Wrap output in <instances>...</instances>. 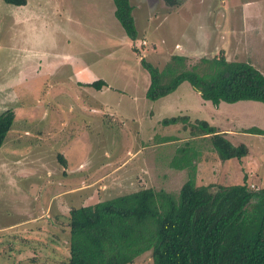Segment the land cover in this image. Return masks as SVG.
Wrapping results in <instances>:
<instances>
[{"label": "rangeland", "instance_id": "1", "mask_svg": "<svg viewBox=\"0 0 264 264\" xmlns=\"http://www.w3.org/2000/svg\"><path fill=\"white\" fill-rule=\"evenodd\" d=\"M62 3L29 0L23 9L0 0V112H15L0 146V264H18L5 254L13 240L31 235L40 238L26 237L27 249L66 254L70 207L144 187L177 196L189 178L178 168L183 159L196 165V185L264 187V134L249 131L264 130L263 102L214 107L187 81L149 100V75L140 65L145 58L162 68L171 55H186L189 68L224 55L264 74V0H130L135 40L115 18L112 0H72L70 18ZM70 62L87 63L98 74L91 83L105 84L77 83ZM177 115L232 130L249 153L220 160L208 136L191 138L183 123H161ZM57 237L58 244L46 242ZM38 258L36 264L58 263ZM128 264H153L150 251Z\"/></svg>", "mask_w": 264, "mask_h": 264}, {"label": "trees", "instance_id": "2", "mask_svg": "<svg viewBox=\"0 0 264 264\" xmlns=\"http://www.w3.org/2000/svg\"><path fill=\"white\" fill-rule=\"evenodd\" d=\"M2 1L14 6L27 3ZM112 1L114 16L125 35L135 40L130 0ZM186 59V55H171L159 68L141 58L140 65L149 75L145 97L162 98L187 81L214 107L221 102L245 100L264 103V74L250 63L228 61L220 55L203 57L186 68ZM104 84L100 80L88 85L100 89ZM14 117L13 108L0 113V146ZM161 123H183L191 138L208 136L222 161L241 159L249 153L244 143L233 145L206 120L192 122L188 115H177L164 118ZM249 131L264 134V130L255 128ZM165 139L167 142L173 137ZM59 155L64 164L62 154ZM179 165L178 168L187 169L189 178L177 196L163 189L144 187L90 205L70 207L67 250L63 256L59 250L57 264H128L147 251L153 264H264V187L196 185L193 161L183 159ZM36 263L27 259L20 264Z\"/></svg>", "mask_w": 264, "mask_h": 264}, {"label": "crops", "instance_id": "3", "mask_svg": "<svg viewBox=\"0 0 264 264\" xmlns=\"http://www.w3.org/2000/svg\"><path fill=\"white\" fill-rule=\"evenodd\" d=\"M65 1L68 2L67 10H65V7H64ZM28 5H29V0H27V3L25 5H23L25 7H20V8H23V9L26 8V7L29 8ZM61 5L64 8V9H61V12L63 13V15L66 16V18H70V14L72 15V0H63V3ZM113 14H114V8H113ZM20 15H26V13L24 12V13H21ZM36 52H38V50H36ZM64 59H66V58L64 57ZM57 65L59 66L60 64H57ZM69 65H70V67H72V76H73V78L79 84H89V83H91L92 80H95L96 78H98L97 77L98 74H94L93 72L89 71L88 68H90V67H89V65L87 63L81 62L79 64H74V62H72V63L70 62ZM59 67H57V70L58 71H59V69H62L63 66L60 65ZM4 75H7V72H5ZM61 75H63V74H61ZM3 110H5V106L3 107V109H1V112ZM218 131L224 133L225 134V137L233 145H237L238 144V138H236L235 135L229 136L230 133H233L232 130H230V129H223L222 128V129H218ZM238 132H243V131L239 130ZM238 132H235L234 134H238ZM199 168H198V170H199ZM250 186H252L254 189L261 188V187H257L256 185H254L252 183L249 185V188H250ZM22 225H24V224H22ZM9 227H10V225H9ZM24 235H27V234L25 233ZM26 237H38V238H40V236L31 235V236H25V238L13 240L14 242H12L11 244L16 245V247L14 249H10V252L9 253H6L5 255L9 256L11 254H14L15 256H17L16 263H18V264H20L23 261L26 262L27 259H28V257L30 258L29 255L35 256L37 262L39 260L38 257H40L41 260L47 261V262H49V261L56 262L57 261L58 257L56 256L57 255V250L56 249H58L59 247H54L53 249H51V247L48 246L47 249L44 250V253L43 254H39V252L34 247L35 245H32V248L31 249L30 248H28V249L26 248L27 246H29L32 243V238H26ZM39 241H41V244L44 245V242L41 239H39ZM54 241H56L57 244L60 243L59 240H58V237L55 238L54 240H51V239H47L46 240V242L49 243V245H51L52 243H54ZM41 244H40V246L42 247ZM58 253H59V249H58Z\"/></svg>", "mask_w": 264, "mask_h": 264}]
</instances>
